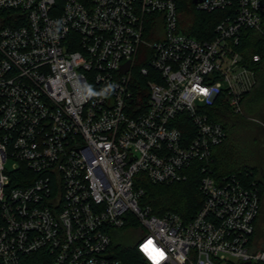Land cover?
I'll use <instances>...</instances> for the list:
<instances>
[{"label":"built area","instance_id":"2783aa9c","mask_svg":"<svg viewBox=\"0 0 264 264\" xmlns=\"http://www.w3.org/2000/svg\"><path fill=\"white\" fill-rule=\"evenodd\" d=\"M195 6L218 13L210 39L183 31L179 0H0L1 264H127L120 230L139 232L148 264H264L258 184L214 174L228 132L209 111L244 113L264 0ZM194 170L190 221L142 204V180Z\"/></svg>","mask_w":264,"mask_h":264},{"label":"trees","instance_id":"16d2710c","mask_svg":"<svg viewBox=\"0 0 264 264\" xmlns=\"http://www.w3.org/2000/svg\"><path fill=\"white\" fill-rule=\"evenodd\" d=\"M179 6L183 11L181 24L184 23L182 28L185 33L202 40L210 39L213 36L215 25L219 21L218 13H202L196 9L192 0H179ZM259 49L249 48V53ZM245 103L247 110L264 116V65L258 68V83L250 93L247 102L245 98L244 107ZM209 111L211 118L222 123L228 132L226 141L215 147L213 151V172L220 177L235 174L249 184L253 181L257 182L262 199V216L257 221V225L264 218V178L259 179L256 177L257 171L249 168L248 159L249 156L252 157V148L249 150L246 146H242L240 149L233 147V142H236L238 134L243 141L241 144L245 142L244 134L247 132L248 119L245 118L244 113L237 114L228 105H222L220 102L209 107ZM258 138L254 137L251 140L253 144H258ZM201 177V173L194 170L187 180L174 183L155 184L144 179L141 181V185L145 189L142 204L149 205L153 213L158 216L173 212L179 214L185 221H190L195 217L204 201L200 190ZM113 247L115 256L127 264H148L133 245H124L114 239ZM40 258L39 254H33L25 257L21 264H41Z\"/></svg>","mask_w":264,"mask_h":264},{"label":"rangeland","instance_id":"374dc122","mask_svg":"<svg viewBox=\"0 0 264 264\" xmlns=\"http://www.w3.org/2000/svg\"><path fill=\"white\" fill-rule=\"evenodd\" d=\"M184 13V17H185ZM187 18V17H186ZM184 25V23L182 24ZM250 94L246 96V102L249 98ZM245 118L248 119V128L246 134L244 136L246 137V140L244 143L241 144L242 138H239V134L236 135V142H233V147L236 149H240L242 146L248 147L249 150L252 148V157L249 156V168L255 169L257 171V176L259 179L264 178V116L262 117L257 112H251L246 109V103L244 107V114ZM254 137H259L257 141V145L253 144L251 141ZM8 166H11L9 163H7ZM257 235L264 236V218L257 224ZM139 232L134 231H125L120 230L115 232L114 238L115 240L122 242L124 245H134L137 243L139 239Z\"/></svg>","mask_w":264,"mask_h":264},{"label":"water","instance_id":"95a60500","mask_svg":"<svg viewBox=\"0 0 264 264\" xmlns=\"http://www.w3.org/2000/svg\"><path fill=\"white\" fill-rule=\"evenodd\" d=\"M194 3H198V2H201L202 0H192ZM130 64V62L128 63ZM128 69V65L125 67V71ZM245 264H249L248 262L245 263Z\"/></svg>","mask_w":264,"mask_h":264}]
</instances>
